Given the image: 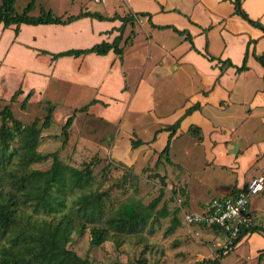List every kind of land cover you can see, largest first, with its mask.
Instances as JSON below:
<instances>
[{
  "label": "crops",
  "instance_id": "1",
  "mask_svg": "<svg viewBox=\"0 0 264 264\" xmlns=\"http://www.w3.org/2000/svg\"><path fill=\"white\" fill-rule=\"evenodd\" d=\"M88 4L85 2V9L81 11H98L106 16L147 11L153 16L151 21L149 17L135 20L136 36L131 44H124L122 59L110 51L105 55L91 53L53 60L49 53L39 50L38 54L51 57V61L47 57L44 59L43 69L49 72L47 74L52 72L49 80L54 78L67 82L70 87L94 89V98L100 102L92 105L89 112L93 113L97 106L103 107L100 115L109 121L113 119L109 113L118 107L120 112L114 117L117 119L133 110L138 115L152 113L168 119L179 108L170 106L167 109L170 94L176 92L178 85L166 83L157 97L156 83L158 79L167 82L179 73L181 86L178 90L182 93V105L166 124L173 123L194 103L201 104V109L184 118L180 130H188L191 124L199 125L204 138L195 144L203 148V153L200 151L199 155L205 167L221 168L236 175L235 182L228 189L215 190L218 192L216 196L226 195L235 185L242 188L253 177L264 174V64L260 60L264 56V30L237 14L234 0H124L110 10L109 6L100 10ZM242 9L251 19L264 24V0H242ZM151 22L188 31L195 48H192L186 35H180L171 28L159 29ZM122 23L120 19L101 21L84 17L68 25L22 24L17 36L13 27L8 28L12 34L10 50L16 49L29 55L33 48L25 44L53 53L70 48H87L103 41L111 42L120 33L118 28ZM140 27L146 33L145 38H140ZM0 28L4 30L3 24ZM27 30L39 32L35 33V38L32 35L26 39L24 33ZM131 30L129 23L124 37ZM252 40L256 42L250 46L246 70L238 72L235 67L222 64L231 60L234 65L241 66ZM204 54L216 59L210 60ZM222 66L225 67L223 73ZM218 77L220 80L216 82ZM185 87L188 89L184 90ZM112 89L117 95H109ZM254 167L256 170L248 176ZM260 194L252 198L253 211V202ZM187 198L186 209L189 210H192V203L201 209L211 199L191 200L189 185ZM202 233L211 239L219 235L218 231L207 228Z\"/></svg>",
  "mask_w": 264,
  "mask_h": 264
},
{
  "label": "rangeland",
  "instance_id": "2",
  "mask_svg": "<svg viewBox=\"0 0 264 264\" xmlns=\"http://www.w3.org/2000/svg\"><path fill=\"white\" fill-rule=\"evenodd\" d=\"M29 1L17 0L16 9L22 11ZM36 1L38 8L32 14L38 15L39 6H44L61 15L65 11L69 14L79 13L85 9V2L100 10H105L109 6L110 10L117 2L123 3L124 0H106L105 3H98L94 0ZM140 30H142L141 27ZM38 32L39 30H27L24 36L30 39L34 35L35 38V33ZM145 36L146 33L142 30L140 38H145ZM11 39V32L0 28V111L10 104L15 117L25 123H31L36 118L43 119L48 109L53 108L54 120L51 126L43 131L40 151L44 153L58 151L64 162L79 168L94 157H100L98 165L95 166L99 182L103 180L102 168L110 163L112 169L107 174V180L103 182V188H111L113 197L117 200L126 199L132 193L145 204H150L161 195L157 210L166 204L167 208L172 211L182 185L187 188V192L189 185L191 200L204 201L216 196L217 190L228 189L230 184L235 182L234 173L215 166L211 169L205 167L203 158L199 155L200 151L203 153V148L195 144L197 139L187 129L180 130L179 137L172 142V163L168 162L166 157L159 159V152L168 140L166 131L158 134L156 142L151 144L147 142L135 150L131 149L130 142L133 132H136V135L143 140L150 141L155 130L162 124L170 122L173 114L180 110L182 93L178 90L181 86L179 73L167 79V82L158 79L156 83L157 97L166 83L178 85L176 92L170 94L167 109L170 106L179 108L171 113L168 119L154 116L152 113L138 115L139 113L134 112L136 110L127 111V114L117 119L114 117L120 112L118 107L113 108V111L109 113L113 116V119L109 121L100 115L103 107L97 106L94 108L96 113L94 111L93 113L76 112L75 121L70 129V138L63 146L62 127L66 119L96 97L95 90L70 87L71 85L67 82L54 78L49 80L52 72L47 74L49 72L43 69L44 59L47 57L51 61V57L38 54L40 48L30 44H25L33 48L29 55L22 54L16 49L10 50ZM133 73L134 71L131 72L132 75ZM19 87L24 92L12 101L11 96ZM186 89L188 88L185 87L184 90ZM30 90H33L34 94L29 99L26 108L23 109L22 101ZM113 90L109 95H117V92ZM109 95L103 96L110 98ZM120 162L131 166L130 171L133 173L132 183L128 181L124 188L115 186L117 180L123 179L128 174V170L119 164ZM51 164L52 158L35 164V167L48 169ZM255 170V167L252 168L248 176ZM175 192L177 193L174 194ZM253 207L257 215L256 223L263 224L264 192L253 202ZM203 209L192 203V210L202 211ZM170 225L171 215L161 217L158 222L154 223L153 232L145 231L139 235L125 237L120 245L113 240H108L101 245L94 246L90 242L91 235L88 230L84 235L75 233L69 242V248L82 257L89 258L93 264H136L140 259H146L148 264H194L204 259L218 257V250L226 247L229 240L228 234L223 231H220L215 239H211L204 233L201 236H194L182 223L173 233H169ZM263 248L264 233H256L228 251L223 256L221 264H264V259L260 262L258 257Z\"/></svg>",
  "mask_w": 264,
  "mask_h": 264
},
{
  "label": "trees",
  "instance_id": "3",
  "mask_svg": "<svg viewBox=\"0 0 264 264\" xmlns=\"http://www.w3.org/2000/svg\"><path fill=\"white\" fill-rule=\"evenodd\" d=\"M234 1L237 14L264 30L262 22L251 19L242 9V0ZM16 3L17 0H0V24H3L4 29L13 27L16 36L22 24L68 25L84 17L101 21L120 19L123 22L118 28L120 33L111 42L103 41L91 47L70 48L56 53L40 49L42 53H49L53 60L63 56L80 57L91 53L105 55L110 51H114L122 59L124 44H131L136 36L135 20L149 17L151 21L153 16L147 11L131 12L124 16L117 13L113 16H106L98 11L88 10L77 14L58 15L44 6H39L40 13L36 15L32 14L38 8L36 0H30L22 11L16 9ZM129 23L132 25V30L127 37H124ZM151 24L159 29L171 28L180 35H186L192 43V48H195L188 31L180 30L172 25H156L153 22ZM255 42L256 40L249 42L241 66L234 65L231 60H226L222 64L235 67L238 72L246 70L249 49ZM204 55L210 60L216 59L214 56ZM221 71L222 73L225 71L224 66L221 67ZM219 80L220 77L216 82ZM23 92V89L19 87L12 94L11 100H16ZM33 94V90L27 93L22 101L23 109L26 108ZM98 102H100L99 99L93 98L66 119L62 127L63 146L70 138V129L75 121L76 112L88 113L89 108ZM201 107L200 103H194L173 123L163 124L157 129L150 141L143 140L136 135V132H133L130 142L131 149L135 150L147 142L149 144L156 142L158 134L166 131L169 133L168 140L159 152V159L166 157V160L172 163V142L180 134L182 121ZM0 118V264H93L89 258L82 257L69 248V242L75 233L84 235L89 230L90 242L94 246L101 245L108 240H113L120 245L125 237L139 235L145 231L153 232L154 223L158 222L161 217L171 215L169 233H173L181 225V208L177 205L172 211L167 208L166 204L157 210L161 195L150 204H145L132 193L126 199L114 198L111 188H103V182L107 180V174L112 170L110 163L102 168L103 180L99 182L97 179L95 166L98 165L100 157H94L79 168L64 162L58 151L52 153L40 151L43 131L49 128L54 120L53 108L48 109L43 119L36 118L31 123H25L15 117L11 105L7 104L0 111ZM187 131L198 142L204 138L199 125L191 124ZM50 158H52V164L48 169L35 167V164ZM119 164L128 170V174L123 179L117 180L115 186L124 188L128 181L132 183L133 173L130 171L132 167L122 162ZM244 187L240 188L235 185L226 195H235ZM186 189L182 185L179 192L174 193H177V196L180 193L183 197V207H187L188 204ZM253 214L254 224L242 230L231 244L220 248L218 257L204 259L194 264H221L223 256L241 241H246L250 234L264 233V222L257 224L255 211ZM258 257L260 262L264 259V248ZM136 264H148V262L146 259H140Z\"/></svg>",
  "mask_w": 264,
  "mask_h": 264
},
{
  "label": "built area",
  "instance_id": "4",
  "mask_svg": "<svg viewBox=\"0 0 264 264\" xmlns=\"http://www.w3.org/2000/svg\"><path fill=\"white\" fill-rule=\"evenodd\" d=\"M105 2L106 0H94ZM264 190V174L253 177L249 183L235 195L212 197L202 211L183 207V197L175 199V205L181 208V222L194 236H201L203 229L223 231L228 234L227 244H231L241 231L252 226L255 221L251 208L252 198ZM226 244V246H227Z\"/></svg>",
  "mask_w": 264,
  "mask_h": 264
},
{
  "label": "water",
  "instance_id": "5",
  "mask_svg": "<svg viewBox=\"0 0 264 264\" xmlns=\"http://www.w3.org/2000/svg\"><path fill=\"white\" fill-rule=\"evenodd\" d=\"M260 60H261V61H264V56H261V57H260ZM235 152H238V149H235Z\"/></svg>",
  "mask_w": 264,
  "mask_h": 264
},
{
  "label": "bare ground",
  "instance_id": "6",
  "mask_svg": "<svg viewBox=\"0 0 264 264\" xmlns=\"http://www.w3.org/2000/svg\"><path fill=\"white\" fill-rule=\"evenodd\" d=\"M178 207V206H177Z\"/></svg>",
  "mask_w": 264,
  "mask_h": 264
}]
</instances>
